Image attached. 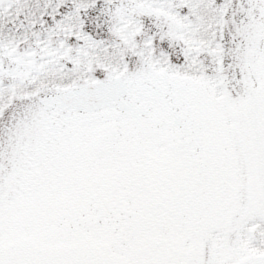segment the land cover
Returning <instances> with one entry per match:
<instances>
[{
    "label": "snow or ice",
    "instance_id": "obj_1",
    "mask_svg": "<svg viewBox=\"0 0 264 264\" xmlns=\"http://www.w3.org/2000/svg\"><path fill=\"white\" fill-rule=\"evenodd\" d=\"M0 264H264V0H0Z\"/></svg>",
    "mask_w": 264,
    "mask_h": 264
}]
</instances>
